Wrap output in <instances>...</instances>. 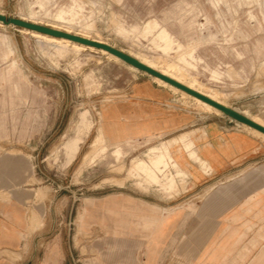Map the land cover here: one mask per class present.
I'll return each instance as SVG.
<instances>
[{
	"label": "rangeland",
	"instance_id": "374dc122",
	"mask_svg": "<svg viewBox=\"0 0 264 264\" xmlns=\"http://www.w3.org/2000/svg\"><path fill=\"white\" fill-rule=\"evenodd\" d=\"M0 13L102 41L264 123V0H0ZM138 83L172 95V108L192 116L200 140L206 127L222 126L250 132L264 146L263 135L100 50L0 25V202L22 205L29 218L24 254L0 264H46L37 240L52 237L54 264H144L143 248L94 222L96 202L128 192L182 207L183 243L193 228L221 220L224 204L252 185L244 174L264 163V151L216 174L185 134L110 142L107 107ZM68 139L79 142L72 163L63 150ZM189 167L198 171L197 185ZM261 196L257 262L237 261L245 258L239 247L196 261L197 248L183 245L162 264H264Z\"/></svg>",
	"mask_w": 264,
	"mask_h": 264
},
{
	"label": "crops",
	"instance_id": "0c3cea01",
	"mask_svg": "<svg viewBox=\"0 0 264 264\" xmlns=\"http://www.w3.org/2000/svg\"><path fill=\"white\" fill-rule=\"evenodd\" d=\"M173 100V96L166 90L152 83L136 84L126 100L117 101L107 107L104 123L106 136L114 143L126 139L141 141L159 136L180 138L185 134L194 143L200 158L212 168L210 171L216 174L228 172L227 170L264 151V146L254 134L245 131L229 134L222 126L206 127L205 138L198 139L199 129H195L192 116L177 108L173 109ZM189 128L191 131H187ZM63 150L68 163H72L79 151L78 140L68 139ZM183 150L186 152L184 148ZM193 165L198 171H203L198 163ZM253 167L244 174L247 183L252 182V185L239 194L238 201L231 204L229 200V203L224 204L221 220L215 224L207 222L196 230L192 221L191 227L195 233L183 243L181 235L185 212L182 207H171L162 201L138 198L128 192L111 193V196L96 202L94 222L116 233L118 240L125 241L127 246L143 248L144 264H162L167 260L170 250L183 245L195 250L197 248L194 256L196 261L216 254L224 256L231 248L239 247L244 248L240 254L245 258L237 261L257 262L258 195H262L259 204L264 206V163ZM198 171L193 172L192 167L188 169L194 185L199 183ZM230 220L234 222H228ZM28 225V212L22 205L8 207L0 202L1 263L8 261V254L17 258L24 254ZM37 241L42 249H47L46 264H54L53 248L59 247L58 240L52 237Z\"/></svg>",
	"mask_w": 264,
	"mask_h": 264
},
{
	"label": "water",
	"instance_id": "95a60500",
	"mask_svg": "<svg viewBox=\"0 0 264 264\" xmlns=\"http://www.w3.org/2000/svg\"><path fill=\"white\" fill-rule=\"evenodd\" d=\"M0 22L4 23L5 25H13L19 28H25L28 30H32V31H36V32H40L43 34H47L50 36H54L57 38H64V39H69L73 42L76 43H80L86 46H91L97 49H102L105 50L107 52H109L110 54L120 58L122 61H124L125 63L139 69L140 71L146 72L154 77H157L161 80H163L164 82L180 89L183 92H186L187 94H190L208 104H210L211 106H213L214 108L220 110L221 112H223L227 117H230L242 124H245L261 133L264 134V126L258 124L257 122L253 121L252 119H250L249 117L245 116L244 114L238 112L237 110L225 106L209 97H207L206 95L193 90L192 88L176 81L173 78H170L162 73H160L159 71L153 69L152 67L142 63L141 61H139L138 59H136L135 57L117 49L112 47L111 45L102 43V42H98V41H93V40H89L77 35H72L66 32H62L59 30H55L46 26H42V25H38V24H34V23H30V22H26L24 20L18 19V18H10L7 17L5 15L0 14Z\"/></svg>",
	"mask_w": 264,
	"mask_h": 264
},
{
	"label": "bare ground",
	"instance_id": "6f19581e",
	"mask_svg": "<svg viewBox=\"0 0 264 264\" xmlns=\"http://www.w3.org/2000/svg\"><path fill=\"white\" fill-rule=\"evenodd\" d=\"M0 14H2V13H0ZM2 15H4V14H2ZM18 19H19V18H18ZM21 20H24V21H26V22H30V23H34V24H38L37 22L29 21V20H25V19H22V18H21ZM0 25H5V24L2 23V22H0ZM38 25H40V24H38ZM42 26H44V25H42ZM46 27H49V26H46ZM49 28H52V29H55V30H59V31H62V32H66V33H69V34H72V35H77V36H80V37H83V38H86V39H89V40L98 41V40H94V39H91V38L86 37V36H82V35H78V34H73L71 31H68V30H62V29H60V28H56V27H49ZM21 29L24 30V31L27 32V33H31V34L34 35V36L41 37V38H44V39H47V40L56 41V42L72 43V44H74V45H76V46L84 47V48H89V49H92V50H93V49H97V48H94V47H91V46H86V45H83V44H80V43L73 42V41H71V40H69V39L57 38V37H54V36H50V35L43 34V33H40V32H36V31H32V30H28V29H25V28H21ZM98 42H102V41H98ZM102 43H104V42H102ZM114 48H116V47H114ZM117 49H118V48H117ZM97 50H100L101 52L108 54V55H109L112 59H114L115 61L125 63V62L122 61L120 58H118V57H116V56L110 54L109 52H107V51H105V50H102V49H97ZM119 50H120V49H119ZM121 51H122V50H121ZM123 52H124V51H123ZM125 53H126V52H125ZM127 54L131 55L130 53H127ZM131 56H133V55H131ZM133 57H135L136 59H138V60L141 61L142 63H144V64H146V65L152 67L153 69L159 71L160 73H162V74H164V75H166V76H168V77H170V78L175 79L176 81H178V82H180V83H182V84H184V85H186V86L192 88L193 90H196V91H198V92H200V93L206 95L207 97H209V98H211V99H213V100H215V101H217V102H219V103H221V104H223V105H225V106L230 107L229 105L226 104V102H224L223 100H221V99H220L219 97H217L215 94H212V93H210V92H206V91L202 90L201 88L195 86V85L192 84V83L185 82L184 80H182L181 78L177 77L176 75H173V74H170V73H168V72L162 71V70L156 68V66L152 65L150 62L146 61L145 59H141V58L136 57V56H133ZM125 64H127V63H125ZM128 65H129V64H128ZM129 66H130L132 69H134V70H138V71H140L139 69H137V68H135V67H133V66H131V65H129ZM142 72H143V71H142ZM143 73L149 75V76H150L155 82H157V83L160 84L161 86L168 87V88L172 89V90L175 91V92L181 93V94H183V95H186V96L192 98L193 100H195V101L198 102L199 104H201V105H203V106H205V107H207V108H209V109L215 110V111L219 112L220 114H224L223 112H221L220 110L214 108V107L211 106L210 104H208V103H206V102H204V101H202V100H200V99H198V98H196V97H194V96H192V95H190V94H187L186 92L181 91L180 89H178V88H176V87H174V86H172V85H170V84L164 82L163 80H161V79H159V78H157V77H154V76H152V75H150V74H148V73H146V72H143ZM231 108H232V107H231ZM233 109H234V108H233ZM235 110H236V109H235ZM242 114H244V113H242ZM224 115H225V114H224ZM244 115L247 116V117H249V118L252 119L253 121L257 122L258 124L264 126V123H263V122H261V121L255 119V118H252V117H250V116H248V115H246V114H244ZM231 119H232V118H231ZM233 120H234V119H233ZM234 121H236V120H234ZM237 122H238V121H237ZM239 123H240V122H239ZM241 124H242V123H241ZM243 125L246 126V127H248V128H250L251 130H253V131H255V132H257V133H259V134H261V135L264 136L263 133H261V132L255 130V129H253V128H251V127L245 125V124H243ZM98 141H99V140H98ZM168 158H169V157H168ZM166 161H167V160H166Z\"/></svg>",
	"mask_w": 264,
	"mask_h": 264
}]
</instances>
